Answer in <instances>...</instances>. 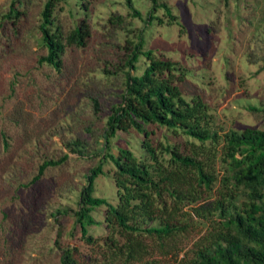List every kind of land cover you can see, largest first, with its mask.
Listing matches in <instances>:
<instances>
[{
	"label": "trees",
	"instance_id": "obj_1",
	"mask_svg": "<svg viewBox=\"0 0 264 264\" xmlns=\"http://www.w3.org/2000/svg\"><path fill=\"white\" fill-rule=\"evenodd\" d=\"M62 1L44 2L34 30L23 27L29 15L27 0H11L7 10H0V57L13 53L14 41L26 48L28 35L36 30L45 49L37 59L39 65L61 74L68 50L87 48L93 65L77 87L79 97L74 101L78 107L59 115L52 131L32 139L26 132L12 136L9 128L0 129V192L16 183L38 182L48 170L64 167L71 153L77 157L94 154L99 161L82 173L80 189L64 170L58 201L50 199L51 195L44 197L42 205L32 207L33 218L26 210L11 222H3L7 217L3 212L1 249L12 248L13 237L26 227L19 235L18 250L24 258L34 259L33 264H51L53 257L54 264H79L80 247L61 244L60 232L52 237V244L32 245L38 243L36 235L42 229L61 231L60 218L70 217L69 235L74 233L93 253L88 264H156L142 258L156 248L177 255L176 237L197 224L207 231L178 264H264V128L248 126L218 133L203 95L187 98L179 87L187 70L144 47V27L133 28L131 19H142L147 26L154 21L178 23L164 0H148L145 18L133 0H125L126 13L111 12L97 32L89 18L95 0H77L84 16L67 29L57 17ZM160 8L166 20L157 15ZM63 102L73 105L68 97ZM245 108L264 112V103H249ZM160 128L181 140L154 143ZM131 131L141 135L140 155L127 146L112 153L117 133ZM54 135L60 137V151ZM19 139L21 145H16ZM217 160L223 172L219 177L213 169ZM29 163L35 171L28 183H22ZM106 165L110 168L105 169ZM100 176L113 181L114 196L96 193ZM190 178L193 181L185 182ZM77 190L76 207L65 203ZM99 211L102 217L97 219L94 214ZM91 226H103L106 232L95 236Z\"/></svg>",
	"mask_w": 264,
	"mask_h": 264
},
{
	"label": "rangeland",
	"instance_id": "obj_2",
	"mask_svg": "<svg viewBox=\"0 0 264 264\" xmlns=\"http://www.w3.org/2000/svg\"><path fill=\"white\" fill-rule=\"evenodd\" d=\"M27 1L29 15L23 27H31L34 30L38 26V15L46 0ZM164 1L176 15L178 23L158 25L154 21L147 26L142 19H131L133 28L139 30L144 27V47L162 53L165 58L178 62L187 70L186 79L179 87L187 98L194 93L203 95L211 110L212 127L218 133H224L230 128L240 130L248 126L264 128V112L253 113L245 108L249 103H264V70H260L264 63V0ZM124 2L125 0H95L89 11L94 32L99 31L111 12L125 14L127 8ZM10 3L11 0H0V10H7ZM76 3L77 0H64L57 5V17L66 29L73 26L78 17L84 16ZM133 3L140 10L142 18H145L150 2L133 0ZM157 15L167 19L162 8L158 9ZM35 31L28 35L26 48H19L18 43L14 41L13 53L0 57V129L9 128L12 136L24 135L26 132L32 139L52 131L59 115L62 117L78 107L74 101L79 97L77 87L93 67L90 63L92 52L88 48L68 50L65 68L61 74H56L46 65H39L37 59L45 53V49L40 39L35 36ZM23 40L26 41L24 37ZM64 97L73 102V107L64 104ZM111 97V100L115 99ZM61 102L63 105H60ZM154 137V143L160 139L171 143L181 140L175 133L164 128L158 129ZM52 139L57 142V151H60V137L54 135ZM140 139L141 135L135 131L118 132L111 151L117 154L118 147L127 146L136 155H140ZM21 142L19 139L16 145H21ZM69 155L72 158L64 167L48 170L38 182L30 185L16 183L1 191L0 220L3 219V212L7 214L3 222H11L15 216L26 210L32 213L33 218L35 214L32 207L37 203L42 205L44 197L51 195L50 199L58 201L57 187L65 181L64 170L72 176L80 189L84 182L82 173L98 163L99 156L89 154L86 157H77L72 153ZM220 164L217 160L213 165L218 177L223 173ZM109 168L110 165L105 166V169ZM34 171V164L29 163L28 174L23 176L22 183H28ZM190 180L193 181V178L185 179V182ZM218 187L217 183L212 192L215 193ZM96 189L99 195L114 196L115 188L109 177L100 176ZM77 195L78 190L70 193L64 202L76 207ZM30 209L32 210L29 211ZM94 216L100 219L102 212L99 211ZM60 220L61 231L56 227L51 230L42 229L41 233L36 235L38 243L32 245L36 247L42 242L52 244V237L60 232V243L79 246V264H88V258L90 259L93 253L74 233L69 235L73 219L63 217ZM25 229L26 227L22 232L19 230L13 237L15 242L7 252L1 249L3 238H0V264H33L34 259L24 258L18 251L21 247L19 235ZM206 231L207 228H198L195 224L193 230L176 237L174 243L179 247L177 255L174 251L167 253L156 248L142 259H153L156 264H178L184 253H190L195 242ZM90 232L101 236L106 230L103 226H91ZM44 251L43 260L47 256L46 249ZM35 255L34 253L33 257ZM52 259L51 264H54V257Z\"/></svg>",
	"mask_w": 264,
	"mask_h": 264
}]
</instances>
